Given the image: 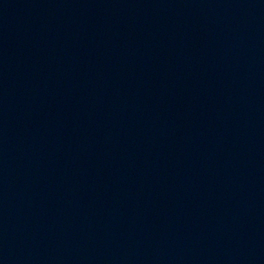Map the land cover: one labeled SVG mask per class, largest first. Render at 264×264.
Returning <instances> with one entry per match:
<instances>
[{"label": "water", "instance_id": "1", "mask_svg": "<svg viewBox=\"0 0 264 264\" xmlns=\"http://www.w3.org/2000/svg\"><path fill=\"white\" fill-rule=\"evenodd\" d=\"M0 264H264V0H0Z\"/></svg>", "mask_w": 264, "mask_h": 264}]
</instances>
